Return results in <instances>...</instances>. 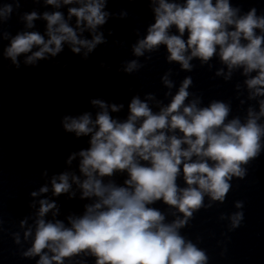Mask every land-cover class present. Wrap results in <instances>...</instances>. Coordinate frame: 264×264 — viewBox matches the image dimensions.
<instances>
[{
	"label": "clouds",
	"instance_id": "clouds-1",
	"mask_svg": "<svg viewBox=\"0 0 264 264\" xmlns=\"http://www.w3.org/2000/svg\"><path fill=\"white\" fill-rule=\"evenodd\" d=\"M43 2L56 9L70 6L67 17L62 11L25 12L19 19L28 30L14 36L2 25L20 8L21 0L0 4V39L10 41L3 56L16 69L21 56L25 65L35 66L49 56L56 57L65 44L75 54L83 49V58L88 59L98 45L107 43L100 29L109 19L128 16L126 10H106L109 0ZM149 2L154 22L143 37L135 30L138 39L131 50L136 58L124 61L122 71L138 72L144 67L139 58L150 60V54L159 52L161 46L166 48L167 63L178 64L185 72L193 71L194 60L211 70V61L218 57L224 67L215 76L228 82L239 70L245 79L243 85L235 84L236 99L241 107L249 101L256 104H248L243 119L231 116V101L212 99L204 105L201 95L189 91L192 77L185 76L177 87L174 73L168 69L160 78L167 89L166 104L149 92L143 99L140 95L131 98L124 121L109 113V109L119 112L123 104L109 105L101 99L90 101L100 109L95 119L90 112L65 115L61 121L64 131L76 137L90 135V147L71 153L66 160L71 165L80 158L83 179L65 171L51 178V189L56 197L69 194L72 199L75 185L81 200L91 202L84 205L82 215H68L65 223L57 219L60 209L55 201L40 199L34 217L19 222L24 241L31 239L30 247L20 255L38 257L36 264H87V257L94 258V264H208L207 252L198 247L201 238L193 242L181 230L202 208L223 204L233 178L244 179L247 166L264 152V13L258 15L256 7L243 12L230 0ZM40 19L46 21L47 39L30 30ZM245 90L246 99H240ZM117 173L127 174L122 185L113 179L105 182V177ZM181 177L183 186L178 183ZM48 192L45 185L30 195ZM158 202L175 210L170 221L168 213L154 207ZM36 203L33 200L30 207L36 208ZM234 207L237 211L219 216L229 221V232L244 221V201H235ZM49 213L52 219L47 218ZM12 236L15 244L22 243L20 232Z\"/></svg>",
	"mask_w": 264,
	"mask_h": 264
}]
</instances>
